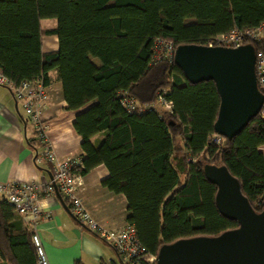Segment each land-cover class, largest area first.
Here are the masks:
<instances>
[{"label": "trees", "instance_id": "1", "mask_svg": "<svg viewBox=\"0 0 264 264\" xmlns=\"http://www.w3.org/2000/svg\"><path fill=\"white\" fill-rule=\"evenodd\" d=\"M44 20H56L57 28L44 30ZM262 24L264 0H0V70L17 86L35 79L48 86L50 72H58L82 138V166L75 173L108 169L102 186L126 197L128 225L157 257L164 245L239 227L219 211L207 165L227 167L254 210H264L258 205L264 196V119L259 115L239 136L217 143L221 99L215 84L193 85L175 63L154 62L155 41L207 46L220 35ZM47 36L58 38V51L43 52ZM252 44L264 53V37ZM165 90L172 112L157 104ZM122 93L137 100L136 111L122 106ZM97 135L102 140L95 145ZM28 136L37 163L43 146L34 131ZM32 236L0 198V264H38Z\"/></svg>", "mask_w": 264, "mask_h": 264}, {"label": "crops", "instance_id": "2", "mask_svg": "<svg viewBox=\"0 0 264 264\" xmlns=\"http://www.w3.org/2000/svg\"><path fill=\"white\" fill-rule=\"evenodd\" d=\"M49 27L56 29L58 22L49 20ZM59 41L56 36H47L43 40V52L58 51ZM101 66L98 59H93ZM48 102L42 113L48 129V138L55 154L60 160L82 156V138L74 130L76 113L69 111L64 100L62 83L57 71L49 74ZM24 110L17 103L13 93L0 86V184L14 181H34L38 185L52 182L51 166L39 160L35 163V152L27 142V136L33 131L27 125ZM102 140V135L93 138L95 145ZM264 146L261 148L263 149ZM110 173L105 166L95 168L82 177L83 187L79 196L91 215L104 227L119 229L127 225L128 202L124 195H116L102 186ZM44 218L38 223L39 235L50 264H123L115 248L80 224L76 217L65 209L56 193L42 198ZM68 207V206H67ZM69 209V207H68ZM70 210V209H69ZM21 217V216H20Z\"/></svg>", "mask_w": 264, "mask_h": 264}, {"label": "water", "instance_id": "3", "mask_svg": "<svg viewBox=\"0 0 264 264\" xmlns=\"http://www.w3.org/2000/svg\"><path fill=\"white\" fill-rule=\"evenodd\" d=\"M256 62V49L251 44L238 48L181 45L176 49L175 65L189 83L215 84L221 99L215 133L225 139L239 136L264 107ZM205 174L218 188L219 211L239 227L218 237L182 239L164 245L156 264H264V210H254L227 167L207 165ZM55 193L70 213L57 187Z\"/></svg>", "mask_w": 264, "mask_h": 264}, {"label": "built area", "instance_id": "4", "mask_svg": "<svg viewBox=\"0 0 264 264\" xmlns=\"http://www.w3.org/2000/svg\"><path fill=\"white\" fill-rule=\"evenodd\" d=\"M263 37L264 24L256 29L236 30L230 34L220 35L211 41L207 47L238 48L243 45H253L252 43L259 42ZM176 49L173 42L155 41L153 61L165 60L170 64H174ZM256 56L257 85L260 92L264 94V53L256 51ZM0 86L8 88L15 96L17 103L22 106L28 122L33 127L35 137L43 146L40 160L46 161L51 166L53 181L44 185H38L34 181H14L8 184H0V198L7 200L14 207L15 211L33 232L32 241L37 251L38 264H50L42 241L35 230L38 223L44 218L41 205L42 198L53 196L56 187L63 199L68 201L71 213L80 224L111 244L121 257L123 264H155L157 257L147 253V250L141 245L133 226L127 224L119 229L104 227L91 215L79 196V190L83 187V176L75 173L74 170L76 167L82 166L81 159L68 158L60 160L48 138V129L42 118V113L49 98L48 87L45 85L44 80H26L17 86L0 70ZM120 97L122 106L127 111L134 112L139 108L137 100L129 93H122ZM157 104L165 111L172 112L173 103L167 99L166 90L158 93ZM260 116L264 119V107ZM213 139L220 143L224 138L215 134ZM258 205L264 206V196L260 199Z\"/></svg>", "mask_w": 264, "mask_h": 264}, {"label": "rangeland", "instance_id": "5", "mask_svg": "<svg viewBox=\"0 0 264 264\" xmlns=\"http://www.w3.org/2000/svg\"><path fill=\"white\" fill-rule=\"evenodd\" d=\"M49 25H50V21L49 20H44L43 21V26L44 27L47 28V27H49ZM260 150H261L262 153H264V148L263 149H260Z\"/></svg>", "mask_w": 264, "mask_h": 264}]
</instances>
